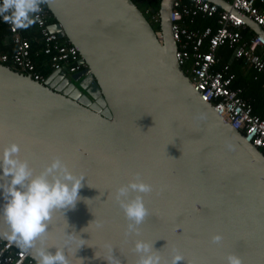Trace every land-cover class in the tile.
<instances>
[{"label":"water","instance_id":"water-1","mask_svg":"<svg viewBox=\"0 0 264 264\" xmlns=\"http://www.w3.org/2000/svg\"><path fill=\"white\" fill-rule=\"evenodd\" d=\"M42 1L55 21L49 30L88 69L53 72L41 84L0 64V155L16 144L36 174L58 157L84 177L75 208L51 215L49 252L69 240L71 264H108L110 245L120 264H136L141 240L161 264L177 254L179 264H226L229 254L264 264V153L201 99L178 65L174 0L160 3V41L132 0ZM136 174L153 191L143 196L149 215L140 234L126 237L115 193ZM5 203L0 192V209ZM67 235L85 245L77 250L80 240Z\"/></svg>","mask_w":264,"mask_h":264},{"label":"built area","instance_id":"built-area-1","mask_svg":"<svg viewBox=\"0 0 264 264\" xmlns=\"http://www.w3.org/2000/svg\"><path fill=\"white\" fill-rule=\"evenodd\" d=\"M144 4L142 11L148 16L150 24L159 25V9L154 10L152 3L162 0H136ZM229 10L223 9L210 0H174L170 12L171 34L177 44L175 58L182 69L186 67L187 77L193 89L201 99L209 103L214 112L222 117L232 128L238 131L248 143L264 153V117L253 114L251 104L242 98L241 88H232L234 75L229 73L228 65L215 70L219 63L217 50L227 46L235 59L244 66L252 68L262 78L264 88V0H229ZM197 18H214L216 27L202 29L187 27ZM34 27L38 33L40 48L31 52V42L23 36L27 28H16L0 21L9 32L5 45L12 48L11 54L0 51V64L10 63L19 72L28 75L35 82L43 84L47 76L36 70L33 58L43 55L47 58L46 66L51 73L65 72L74 75L88 66L80 64L78 50L65 39L49 30L51 14L44 2L40 11L33 14ZM246 19L259 26L262 34L245 37L244 32H251ZM249 29V31H247ZM158 40L162 38L160 29L155 32ZM50 73V74H51ZM0 264H36L24 250L16 249L11 242L0 240Z\"/></svg>","mask_w":264,"mask_h":264},{"label":"clouds","instance_id":"clouds-1","mask_svg":"<svg viewBox=\"0 0 264 264\" xmlns=\"http://www.w3.org/2000/svg\"><path fill=\"white\" fill-rule=\"evenodd\" d=\"M41 3L42 0H0V16L16 28H27L35 23L33 14L40 11ZM226 147L231 150V145ZM19 151L18 145L11 144L0 155V180L3 181L0 182V192L6 202L0 209L6 225V230L0 231V238L14 242L25 252L30 251L36 264H71L64 254V247H68L70 241L65 240L64 247L56 248L55 254H52L45 237L54 211H61L64 215L75 208L84 177L73 175L58 157L36 174L27 161L19 159ZM152 191L153 186L145 183L139 174L116 190L115 200L128 221L124 233L126 237L140 234V225L149 215L143 196ZM133 193L136 195L133 196ZM96 226L103 225L96 222ZM67 236L73 243L78 238L76 235ZM79 240L77 250L85 245L84 240ZM221 240L220 235L212 237L214 244H219ZM107 247L109 255L104 259L108 264H120L113 257L111 246ZM134 251L139 256L136 264H161V257L153 250V244L137 240ZM183 259L179 254L174 255L171 264H179ZM226 264H242V261L237 255L229 254Z\"/></svg>","mask_w":264,"mask_h":264},{"label":"trees","instance_id":"trees-1","mask_svg":"<svg viewBox=\"0 0 264 264\" xmlns=\"http://www.w3.org/2000/svg\"><path fill=\"white\" fill-rule=\"evenodd\" d=\"M132 1L137 5L138 9L142 12L145 5L138 3L136 0H132ZM151 7L154 10H158L159 4L152 3ZM145 18L148 21H150L148 16H145ZM49 22L51 23L55 22L52 16ZM151 26L155 32L159 30V25L155 26L151 24ZM206 26L216 27L215 19L214 18H208V19L197 18L193 23L191 24L187 23V27L190 29H193V28L202 29ZM247 31H249V29H247ZM245 33L246 32H244L243 34L244 36H246ZM23 36L30 40L31 47H32L31 48L32 53H34L36 50L40 48L38 44V33L36 32L34 27H28L27 30L23 32ZM8 37H9L8 29L0 21V51L7 53V54H11L10 52H12V48L5 45V41H7ZM216 54H217V57L220 59V61L219 63H217L214 69L219 70L224 65H228L229 73L234 75L232 88H241L242 89L241 96L242 98H244L251 104L253 114L263 118L264 117V88L262 87V78L253 69H252L254 73L252 74L253 77L250 75H247V76L241 75L239 72H240L241 64L243 65V63L240 60H237L233 57L232 50L228 49L227 46L220 47L217 50ZM33 60L36 66V70L40 74L48 77L51 71L49 67L45 65L47 62V58L41 55L39 57H34ZM4 65L19 72V70L15 68L14 66H12V64L10 63H6ZM182 70L187 75L186 67H183Z\"/></svg>","mask_w":264,"mask_h":264},{"label":"crops","instance_id":"crops-1","mask_svg":"<svg viewBox=\"0 0 264 264\" xmlns=\"http://www.w3.org/2000/svg\"><path fill=\"white\" fill-rule=\"evenodd\" d=\"M222 2H221V4H222V8L223 9H226V10H229V9H231L230 8V4L227 2V1H229V0H221ZM252 31L251 32H246L245 34H246V38L247 37H251V36H253L254 34H256L255 33V31H253V29H251ZM5 43H7V41H5ZM241 75H243V76H247V75H250V76H252L253 77V75L252 74H254L253 73V71H252V68H249V67H247V66H245L244 67V65H242L241 64V67H240V72H239ZM236 78V77H235Z\"/></svg>","mask_w":264,"mask_h":264},{"label":"rangeland","instance_id":"rangeland-1","mask_svg":"<svg viewBox=\"0 0 264 264\" xmlns=\"http://www.w3.org/2000/svg\"><path fill=\"white\" fill-rule=\"evenodd\" d=\"M156 26V25H155ZM76 86H78V83H75Z\"/></svg>","mask_w":264,"mask_h":264}]
</instances>
